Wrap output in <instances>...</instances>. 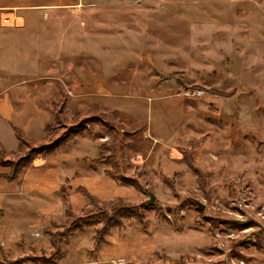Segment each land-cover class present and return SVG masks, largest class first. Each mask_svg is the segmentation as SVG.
<instances>
[{
  "label": "rangeland",
  "instance_id": "374dc122",
  "mask_svg": "<svg viewBox=\"0 0 264 264\" xmlns=\"http://www.w3.org/2000/svg\"><path fill=\"white\" fill-rule=\"evenodd\" d=\"M4 78L5 120L23 128L36 93L52 120L35 144L65 138L40 173L65 207L16 264L88 259L96 233L146 238L129 264H264V0H0ZM103 175L111 200L73 185Z\"/></svg>",
  "mask_w": 264,
  "mask_h": 264
},
{
  "label": "crops",
  "instance_id": "0c3cea01",
  "mask_svg": "<svg viewBox=\"0 0 264 264\" xmlns=\"http://www.w3.org/2000/svg\"><path fill=\"white\" fill-rule=\"evenodd\" d=\"M26 81H28L27 78L20 82L25 83ZM9 83L8 79H0V94L6 93L10 90L8 89L9 87L16 84ZM41 91L40 93L42 94ZM2 97L3 95L1 94L0 98ZM44 99H41L36 93L32 98L29 97V100L17 99L19 110L15 116L24 121L23 128L12 121L5 120L3 118L5 113L1 114L2 111L0 112V150L4 152L6 157L9 158V155L12 156L18 150L19 141L15 130H19L25 139L33 142L41 141L46 136L45 126L51 123L52 112L51 109L49 110L51 100ZM42 100L47 104L40 103ZM11 111L14 113L13 110ZM5 121L10 123V127L3 132L2 127L5 126ZM7 145H9L8 148ZM78 155L84 156V151L77 153L76 157ZM49 162L50 159L35 158L29 166L23 168L16 179L11 181L3 176L8 169L0 165V263L18 261L19 259L33 256V252L29 248L23 257L20 256L19 259H16L13 253L17 250L11 251L9 247H21L23 243L20 240L22 241L23 239L26 242H30V240L36 241L34 232L44 228V225H38L39 221L37 222V218L43 219L45 216L52 215L53 208L59 211L61 206L65 207V195L62 194L61 200L58 197L57 201L52 197V187L54 185L57 186L59 183L57 179L50 174H40L46 170L45 165H48ZM73 185L75 188L84 187L92 195L102 198V200L111 198L110 196L113 193L119 194L116 188L122 190L121 186L117 187V182L107 175L91 178L87 181L79 179ZM58 186L63 191V183ZM52 199H54V203ZM21 231L22 233H20ZM149 247L151 246L144 237L131 236L121 240L110 237L109 241L106 240V242L100 244L97 251L93 250L94 253L91 254L90 258L71 261H67L65 258V261L58 262V264H125L127 262H143L151 258L148 255Z\"/></svg>",
  "mask_w": 264,
  "mask_h": 264
},
{
  "label": "trees",
  "instance_id": "16d2710c",
  "mask_svg": "<svg viewBox=\"0 0 264 264\" xmlns=\"http://www.w3.org/2000/svg\"><path fill=\"white\" fill-rule=\"evenodd\" d=\"M60 111H55L54 113V117L57 121V116L59 115ZM96 116L95 113H92L91 116L87 115L85 116V118L83 120H86L89 117H94ZM87 125L82 128V129H77L76 131H72L71 133H75V134H81L83 131H86ZM17 137H18V141H19V145H18V150L17 152H15L13 154L14 157L12 158H7L4 155V152L2 150H0V165L3 167L8 168L9 170L7 172H5L3 174V176L11 181L14 180L18 177L19 173L21 172V170L23 168H25L26 166H29L32 161L37 158V156H41L42 158H46L48 155H50L54 150H57L58 145H60L59 143H61L65 138H58L55 139L54 141H58L60 139V142L57 144H53L52 142H43L39 145H36L35 143L37 142H33L31 140H27L25 139L19 130H15ZM45 132L46 134L50 133V124L45 126ZM50 137V136H48ZM52 143V144H51ZM109 148V147H108ZM103 151V148L100 149V152ZM105 158L103 159H99L98 162L101 164H105L106 162ZM97 163V162H96ZM110 175H113V178L117 179L120 182L129 184V181L126 179V177L122 176V175H118V174H112L111 172H109ZM119 225V224H118ZM103 241V238L98 236V233L95 234V248H98L100 243ZM35 259H37V257L34 256H30V260L31 261H35ZM29 260V259H28ZM24 261L23 259H20L18 261H12L10 262V264H16V263H20ZM44 264V263H43Z\"/></svg>",
  "mask_w": 264,
  "mask_h": 264
},
{
  "label": "water",
  "instance_id": "95a60500",
  "mask_svg": "<svg viewBox=\"0 0 264 264\" xmlns=\"http://www.w3.org/2000/svg\"><path fill=\"white\" fill-rule=\"evenodd\" d=\"M154 199H155L154 195L152 193H149V199L146 201V203L147 202L148 203H153L154 202ZM199 207L202 208L201 205H199Z\"/></svg>",
  "mask_w": 264,
  "mask_h": 264
},
{
  "label": "built area",
  "instance_id": "2783aa9c",
  "mask_svg": "<svg viewBox=\"0 0 264 264\" xmlns=\"http://www.w3.org/2000/svg\"><path fill=\"white\" fill-rule=\"evenodd\" d=\"M3 19H4L5 21H8L10 18L3 17Z\"/></svg>",
  "mask_w": 264,
  "mask_h": 264
}]
</instances>
